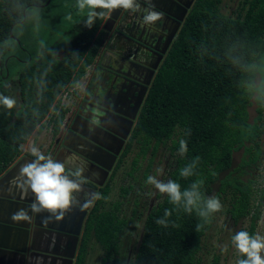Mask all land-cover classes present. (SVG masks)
<instances>
[{"label": "trees", "instance_id": "1", "mask_svg": "<svg viewBox=\"0 0 264 264\" xmlns=\"http://www.w3.org/2000/svg\"><path fill=\"white\" fill-rule=\"evenodd\" d=\"M0 0V93L16 97L19 106H0V176L23 152V145L61 104L60 95L75 86L94 65L103 42L101 27L84 20L77 0ZM48 3V4H47ZM222 0H196L171 48L165 55L146 96L127 146L87 218L75 264H86L92 237L105 255L100 264H125L122 244L129 220L120 215L122 202L109 209L113 180L132 151H151L145 177L162 144L171 142L177 155L170 180L188 188L203 180L205 197L231 196L229 213L239 224L250 217L248 232L256 234L264 207V0H244L245 13L236 17L221 11ZM256 104L251 121L249 108ZM67 109L56 118L54 134ZM187 152L179 151L180 140ZM243 151L234 167V156ZM199 157L195 175L183 178L180 169ZM141 166L134 160L130 177ZM258 177V178H257ZM262 177V176H261ZM218 185L215 194L214 188ZM134 184L123 187L127 196ZM138 195L140 192L138 191ZM171 211L167 226L156 220ZM195 210L173 205L167 195L148 213L134 259L127 264H200L203 237L210 228ZM204 227L197 232V224ZM216 254L212 264H220Z\"/></svg>", "mask_w": 264, "mask_h": 264}, {"label": "water", "instance_id": "2", "mask_svg": "<svg viewBox=\"0 0 264 264\" xmlns=\"http://www.w3.org/2000/svg\"><path fill=\"white\" fill-rule=\"evenodd\" d=\"M195 1L139 0L142 9L151 8L167 17L159 22L164 32V47L163 50L152 47L159 55L153 66L135 56L142 45H147L135 34H143V28L136 26V21L142 24L143 11L118 9L106 18L103 28L109 33L105 40L111 52L109 55L117 59L124 56L127 62L119 71L112 70V76L103 72L92 81L93 87L88 90L94 97L83 96L77 102L67 130L56 141L54 155L60 161L75 157V165L85 169V192H97V188L89 183L105 186L132 134L156 73ZM167 20L175 25L169 27ZM133 46L135 53L132 52ZM125 49L130 50L129 55H125ZM101 58L96 60L95 68ZM145 71L149 72V77L142 80L139 75ZM121 96L125 100H120ZM105 102H110L111 106ZM124 107L133 109L132 113ZM93 118L100 123L91 125ZM33 159V156L24 154L0 176V264H75L84 221L95 201L83 209L74 207L63 220L52 219L47 224L44 223V218L49 215L47 212H29L31 219L28 221L13 220V214L21 208H29L34 198L31 192L25 193L12 184L21 166ZM84 199V194H79L82 205Z\"/></svg>", "mask_w": 264, "mask_h": 264}, {"label": "clouds", "instance_id": "3", "mask_svg": "<svg viewBox=\"0 0 264 264\" xmlns=\"http://www.w3.org/2000/svg\"><path fill=\"white\" fill-rule=\"evenodd\" d=\"M76 7L81 13L86 11L84 22L89 28L96 23L97 19L111 16L118 9L131 12L143 11L141 22L146 26L155 25L163 17L162 12H157L151 8L142 9L139 0H77ZM0 106L11 110L17 106V100L0 93ZM90 123L91 125H98L100 121L93 118ZM179 143L180 153H186V141L181 139ZM30 154L34 159L21 166L12 184L25 193L31 192L34 198L29 208H21L13 214V220L28 221L31 219L29 212L32 214L47 212L49 215L44 218V223L47 224L52 219L63 220L65 214L71 212L74 207L83 209L94 201L103 198L99 192H85L84 185L87 183L84 178L85 169L75 165V157L60 161L54 159L50 154L45 155L35 146L31 147ZM23 155L21 154L19 158ZM199 159V157L194 158L193 161L180 169V176L188 178L195 175ZM158 171H162V169ZM145 183L154 186L159 193L166 194L173 205L178 208L183 206L185 212L191 214L195 210L205 223H209L210 217L223 207L218 197H205L201 192L203 180H196L183 190L178 181L168 180L165 182L154 175H148ZM81 193L85 197L83 205L79 200ZM170 215L171 211L165 210L164 218L157 219L156 223L166 227L167 217ZM203 227V223L197 224L196 231L199 232ZM231 244L242 257L236 261V264H264V235L240 230L231 237ZM221 250L227 252V245Z\"/></svg>", "mask_w": 264, "mask_h": 264}, {"label": "rangeland", "instance_id": "4", "mask_svg": "<svg viewBox=\"0 0 264 264\" xmlns=\"http://www.w3.org/2000/svg\"><path fill=\"white\" fill-rule=\"evenodd\" d=\"M244 0H222L220 4L221 11L227 15L236 17L239 13H245L243 9ZM17 100V106H19V100ZM251 121L257 116L256 104L250 108ZM51 132L45 131L43 135L33 134L31 138L23 146L25 149L30 150L35 146L45 151L47 144L51 139ZM43 136V137H42ZM171 142L162 144L154 157V165L149 175H154L162 181L170 180V171L176 165L177 155L171 151ZM141 150V143L136 142L130 154L127 156L124 164L119 169L115 179L113 180L112 191L103 204V209H109L118 202H122L120 215L129 220V227L122 244V253L124 263L132 261L138 250V246L141 242L144 232V224L149 211L156 206L165 196V194L159 193L154 186L147 185L145 183V172L149 164V159L152 156L150 151L147 156H139ZM243 151H238L234 156V167H236L241 158ZM140 158L141 166L137 169L135 177H130L136 158ZM263 166V165H262ZM260 167L257 176L258 181L261 183L263 179L261 176L264 173V168ZM162 169V171H158ZM134 184L135 188L127 196L124 195L123 187ZM218 190V185H215L213 194ZM138 191L140 195H138ZM152 193V195H149ZM222 209L214 213L213 221L210 228L207 230L203 237V247L199 254L200 264H212L213 258L216 254L221 256L220 264H236L239 258V254L236 252L231 244V237L240 230H249L250 217L244 219L241 223H234L229 213V207L231 205V196L222 198ZM256 233L264 235V207L260 220L258 221ZM227 245L228 251L222 252V248ZM105 250L102 245L92 237L89 245V253L86 264H100L105 255Z\"/></svg>", "mask_w": 264, "mask_h": 264}, {"label": "flooded vegetation", "instance_id": "5", "mask_svg": "<svg viewBox=\"0 0 264 264\" xmlns=\"http://www.w3.org/2000/svg\"><path fill=\"white\" fill-rule=\"evenodd\" d=\"M162 18L165 19L167 17L163 16ZM163 19H160L159 21H157L156 24L153 25V26H145V25H142L139 21H136V26H140V27L143 28V34H141V35L139 33H135V34L137 36H139L141 39L145 40L147 45H142L141 49H139V51L137 50V53L134 52L136 48L133 46L132 52L135 53V56L137 57V59H139L142 62H145L146 64H149L151 66L155 65L157 60H158V58H159V55L156 52H154V49L155 50H158V49L159 50H163V47H164V42H163V34H164V32H163V29L161 28L160 23H159V22L163 21ZM166 25H168L169 27H172L175 24H174L173 21L167 20L166 21ZM101 30L103 31L102 32L103 42H102L101 48L99 50L98 56L96 58V60H97L100 56L102 57L101 60H100V63L95 68V64H96V61H95L94 65H92L91 68H89L88 73L86 74V77L84 78V83H83L82 88L79 89V90H76L73 93L71 99L65 105V108L67 109V112H66V116H65L64 122H63V124L61 126V129H60V131L57 134H54V132H52L49 147L46 150V152L44 153L45 155H49V154L52 155V157L54 159H55L54 155H55V151H56V141H57L59 135L63 134L67 130V126L69 125L70 120L73 118V116L75 114V112H74L75 109L74 108L78 104L77 102L79 100H81V98L83 96L84 97L88 96V97H92V98L94 97V96H91V94H90V92L88 90L89 88L93 87V82L92 81L96 80L97 79L96 77L99 74H102L103 72L107 76H112L111 75V72H113L112 70L119 71L120 68H122V66L125 65L126 62H127V59L124 56H121L118 59L115 58V57H110L109 54L111 52H109V50H108V48L106 46V41H105L107 39V37L109 36V33L107 31H105L104 28H102ZM152 47H154V49H152ZM149 50H150V52H149ZM124 53H125V55H129L130 54V50L129 49H125ZM139 77H141L142 80H147L148 77H149V72H147V71H145L143 73L140 72ZM123 84H127V83H123ZM140 89H142V87ZM120 100H125V98L123 96H121ZM105 104L111 106L110 102H105ZM124 108H125V110H127L130 113H132V111H133V109H130V107H128V109L126 107H124ZM140 113H141V110L139 111L138 116L140 115ZM129 139L127 140V142L125 144V148L127 146V143L129 141ZM125 148H124V150H125ZM124 150H123V152H124ZM122 153H121V155H122ZM28 155H31V154H28ZM121 155L118 158V162L120 160ZM118 162H117V164H118ZM117 164H116V166H117ZM116 166H115V168H116ZM115 168L110 173L109 178L106 181V184L111 179ZM98 180H101V178H98ZM89 184L91 186L97 188V192H99L100 188H102V187H99V186H97V185H95L93 183L92 184L89 183ZM96 201L94 202V204L96 203ZM89 213H90V211H89ZM89 213H88L87 217L85 218L82 232H84L85 224H86L87 218L89 216ZM82 235H83V233H82ZM81 239H82V236H81Z\"/></svg>", "mask_w": 264, "mask_h": 264}, {"label": "built area", "instance_id": "6", "mask_svg": "<svg viewBox=\"0 0 264 264\" xmlns=\"http://www.w3.org/2000/svg\"><path fill=\"white\" fill-rule=\"evenodd\" d=\"M91 68V67H89ZM86 77V76H85ZM84 77V78H85ZM83 83H84V80H80V82L78 84H76L75 86L73 87H68L61 95H60V98H61V104L59 106V109L58 110H55L53 109L52 112L49 114V116L46 118L45 120V131H49V132H54V127H55V122L54 120H52V118H56L57 117V114L59 113V111L61 110L62 107H65V105L68 103V101L71 99L73 93L76 91V90H79L82 88L83 86ZM23 152H24V148H23ZM24 153H22L23 155ZM14 163V162H13ZM11 163L9 165V167L13 164ZM8 167V168H9ZM264 168V164L262 166ZM262 178H264V173L262 175Z\"/></svg>", "mask_w": 264, "mask_h": 264}, {"label": "crops", "instance_id": "7", "mask_svg": "<svg viewBox=\"0 0 264 264\" xmlns=\"http://www.w3.org/2000/svg\"><path fill=\"white\" fill-rule=\"evenodd\" d=\"M105 20H106V19H105ZM104 23H105V21L103 22V25H104ZM103 25H102L101 29L103 28ZM88 70H89V68H88ZM87 73H88V72H87ZM85 76H86V75H85ZM85 76H84V77H85ZM84 77H83L81 80H84ZM79 82H80V81H79ZM79 82H78V83H79ZM78 83H77V84H78ZM44 132H45V128H44L42 131L37 130V131H35L34 133L37 134V135H43ZM43 136H44V135H43ZM43 136H42V137H43ZM49 144H50V142L47 144L48 146H47V148H45V151L41 150L40 148H39V149H40L43 153H45L46 150H47L48 147H49ZM23 148H24V146H23ZM23 153H24L25 155H28V154H30V150L24 148V152H23ZM18 159H19V157H18L15 161H17ZM15 161H14V162H15Z\"/></svg>", "mask_w": 264, "mask_h": 264}]
</instances>
